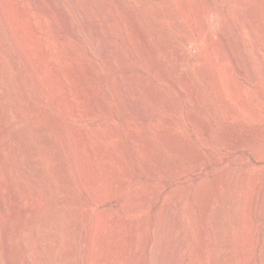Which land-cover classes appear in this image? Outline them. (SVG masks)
Instances as JSON below:
<instances>
[{"label": "bare ground", "instance_id": "1", "mask_svg": "<svg viewBox=\"0 0 264 264\" xmlns=\"http://www.w3.org/2000/svg\"><path fill=\"white\" fill-rule=\"evenodd\" d=\"M34 1L35 8L30 1L0 0V26H5L0 28V264H177L180 169L159 166V142L175 141L161 129L158 97L150 89L151 102L142 97L148 85L139 75L145 67L141 48L183 97L190 118L199 122L206 115L205 127L218 128L224 121L213 97L222 99L223 93L207 87L208 51L192 55L188 44L192 37L206 46L214 43L239 74L254 83L264 79V0H203L198 12L186 7L196 17L189 32L160 0ZM14 7L31 15L30 30L43 33L50 27L52 36L30 44L33 33L16 18ZM212 15L223 23L217 33L205 23ZM130 25L141 35L140 46L130 36ZM19 61L25 73L18 71ZM46 102L55 108L53 117L44 113ZM74 118L86 121V128L75 127ZM94 120L99 123L93 128ZM137 164L154 178L165 175L167 185L117 177ZM236 172L230 167L217 180L215 196L226 182L233 184ZM69 182L98 200L127 194L126 208L137 214L115 224L116 215L98 214L90 232L89 214H76L74 195L65 193ZM263 190L264 181L253 208ZM152 194L162 199L155 208L147 203ZM213 199L203 209L199 264H229L233 254L222 244L228 226L222 210L230 205L225 200L215 210ZM116 226L124 237L112 240L107 230ZM252 264H264V236L253 246Z\"/></svg>", "mask_w": 264, "mask_h": 264}, {"label": "rangeland", "instance_id": "2", "mask_svg": "<svg viewBox=\"0 0 264 264\" xmlns=\"http://www.w3.org/2000/svg\"><path fill=\"white\" fill-rule=\"evenodd\" d=\"M23 1H30L32 6H34V8L36 7L34 0ZM159 2L166 7H170L171 12H173V18L176 20L178 19L177 22L179 24L182 23L180 24L182 29L188 32L191 31L193 27H195L196 17L194 13L186 12L185 8H191L195 12H198L204 3L203 0H179V2L177 0H160ZM220 2L221 0H218V3ZM169 7H167L168 10ZM14 8L16 18L21 24L23 23V25L28 28L30 25L29 22L33 20L31 15L24 16L20 12L17 13V8ZM185 20L189 21L186 22ZM220 22L221 20H218L217 15H212L205 19L207 26L216 33L219 32L223 26V23ZM187 23L188 26H186ZM2 26L3 24H1L0 28L5 30V26ZM28 29V32L33 33L31 35V38L33 39L30 38L32 40H30V44H34V40H40L41 37L44 38L47 35L52 36L53 34V31L50 27H47L43 33H38L35 29ZM129 32L131 38L136 42V44L139 46L143 44L141 35L135 27L130 25ZM191 39L193 40L189 42L188 47L189 52L192 55L203 53L205 50L208 51L209 66H207V75L209 76L208 78H210L211 82L209 81V83H207V87L213 88L214 90L219 91V93H223L221 94V96L223 95L222 99L213 97V103L215 110L220 112L221 115H218L220 118L222 116V122L224 121L223 124H225V127L222 124V127L218 126L219 129L216 128L217 126L206 128L202 122L203 119H206V115L200 116L201 121L194 122L188 114L183 97L180 95L174 85L167 79V77L162 74L160 69H158L153 63L152 59L148 55V52L143 49V47L141 48V52L143 58L145 59V67L139 71V75L141 78L143 77L142 79H144L143 81L146 83V86L148 85L146 90H144L142 97L146 102H151L150 95L148 94L150 90L156 97H158V101H160L161 129L163 134L170 133L174 138L173 142L175 141L174 145L173 143L168 144V142L166 143L164 140L159 142V150L163 156H161L162 160L159 164V166H161L160 168L170 165V167L174 169H180L178 170L179 194L177 195H181L182 197L179 196V200L181 201L178 203L176 211V228L179 235L177 238L178 248L175 263H203L200 260V250L198 244L199 236L203 228V209L206 202L213 199L214 197L212 200V206L214 207L213 209L216 210V207L223 204L225 200H228L227 204L230 205L229 207L225 204V208L222 210V213L226 215V225H228L226 229L227 236L223 239L222 244L226 250L231 251L233 254V258L229 264H252L253 246L260 238L264 236V195L260 196V200L258 199V205L254 208L252 207V202H254L253 200L255 199L254 197L256 196L260 185H262L264 181V79H258L254 83V80H251L249 76L246 77L238 73L223 48L214 43L210 46H206L203 43L195 41L194 37ZM252 40L253 39H251V41ZM17 56L18 55H16V57ZM17 58L19 59V56ZM21 63L22 62L19 61L18 71L25 73V66ZM259 64L261 63L258 62V65ZM29 85L31 86L33 92L36 91L31 82H29ZM34 96L35 100L38 101L39 98L35 94ZM223 101V104L227 102V105H223ZM43 108L44 113L48 117H51L50 115H52V117L54 116L55 108L50 102H46V104L44 103ZM167 117L174 119V121H167ZM72 122L75 127L82 129L86 128L85 126L87 122L83 121L81 118H74ZM98 123V120H94L91 127H96ZM224 130L228 132L226 133ZM222 137L226 138L227 140H224ZM233 166L237 169L236 174L238 176H235H237L239 180L234 178L236 180H233L232 185L226 182L224 187L222 186L223 188L221 187L219 190L222 192V194L218 192V194L215 196L212 191L213 186L217 180L223 174H225V172L229 170L230 167ZM130 173L132 175H130ZM124 174L121 173L117 177L126 178L131 183L136 179H141L149 180L158 187L167 185V178L165 175L160 174L161 176L159 175V177L154 178L153 175L148 172L146 167L138 166V164L132 170ZM239 175H242L240 176L241 179ZM236 181L239 182L237 183ZM66 185L68 187L66 186L65 193H67L69 197H72L73 195L74 197H77L76 199L74 197L71 198L72 201L74 200L73 204L75 205L76 203L75 206L72 204V207L78 209L76 214H83L84 211H86V214H89L86 227L89 228L90 232L93 231L92 229L95 226L94 223H96L95 220H97L96 218H98V214L116 215L117 219L113 221V224H115L116 221L122 217H128V214H137L135 211L131 212L126 208V203L129 199L127 194H116L112 198L98 200L89 191L80 188L75 182L71 184L69 182V184L67 183ZM233 185L236 186L232 187ZM78 193L80 196L77 195ZM262 193L264 194V190ZM47 197L48 195L46 194L43 195L41 199H47ZM222 197H224L225 200H222ZM82 198L85 199L83 200ZM215 198L218 201L217 203ZM139 200L142 201V198L140 197ZM161 202L162 199L157 195L152 194L147 197V203L152 208H155ZM57 207L60 208L59 204ZM6 208H9V206L7 205ZM253 209L254 211H252ZM87 211H89V213ZM148 211H144L142 213L145 214L148 213ZM246 212L255 214V218L253 220L250 219L249 214L251 213ZM231 217H233L235 220L233 221ZM236 218H240V220H237ZM231 220L232 222L236 223H231V226H229ZM118 230L120 231V226L113 227L107 230V235L112 240H116L115 236L123 238L124 234H120ZM104 233H106L105 230L103 234ZM228 242L230 243L228 244ZM241 245H243V247Z\"/></svg>", "mask_w": 264, "mask_h": 264}]
</instances>
